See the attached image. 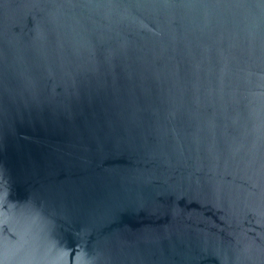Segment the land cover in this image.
Wrapping results in <instances>:
<instances>
[{
  "label": "water",
  "instance_id": "water-1",
  "mask_svg": "<svg viewBox=\"0 0 264 264\" xmlns=\"http://www.w3.org/2000/svg\"><path fill=\"white\" fill-rule=\"evenodd\" d=\"M0 264H264V0H0Z\"/></svg>",
  "mask_w": 264,
  "mask_h": 264
}]
</instances>
